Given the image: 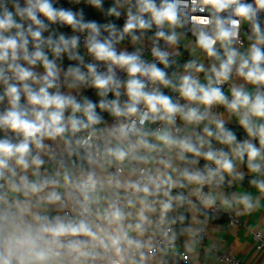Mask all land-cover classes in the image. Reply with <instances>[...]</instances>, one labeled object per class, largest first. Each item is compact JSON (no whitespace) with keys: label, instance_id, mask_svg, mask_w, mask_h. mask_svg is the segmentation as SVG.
<instances>
[{"label":"built area","instance_id":"built-area-1","mask_svg":"<svg viewBox=\"0 0 264 264\" xmlns=\"http://www.w3.org/2000/svg\"><path fill=\"white\" fill-rule=\"evenodd\" d=\"M157 10L164 8L168 3L175 5V23L188 34L192 40L205 51L198 43L201 34L211 38L216 37L217 22H221L223 27L235 33L229 41L217 40L215 50H224L226 44L229 51H235V63L231 66L229 78L218 80L212 72V68H219L218 65L210 66V71L214 86L220 88L228 101L233 97V89H240L239 67L244 60L251 61L248 53V39L245 35H252L255 22L264 25V3L262 0H233L229 6L217 11L213 4L206 0H154ZM32 2V3H31ZM53 7L57 0H48ZM39 0H0V19H4L11 14L16 24L20 28L12 27L7 30H0V39L15 38L21 42L29 37L33 31V22L24 11L31 7L36 13L37 19L42 23L47 16L38 10ZM240 6H250L249 17L238 15L236 9ZM143 3L135 6L129 1L127 10L123 13L120 23L109 16L106 23V33L95 39L91 36L88 27L75 28L77 14L70 12L75 19V23L69 24L61 18L63 29L59 33V44L64 47L63 60L68 64V69L62 75V82L67 85L71 79H78L75 69L89 68L94 66L93 77L103 75L111 76L112 82L106 88H99L110 98L106 106V116L109 122L108 130L97 132L93 129L79 136L76 141L65 139L61 142L50 138L47 135L40 136L41 147H37L34 140L28 139L29 152L26 158L28 167L18 164L17 156L7 158V167L0 169V260L10 259L11 264H137L141 255H158L161 252L169 251L172 255L168 264H193L187 254L176 253L178 241L175 237L174 224L179 229H183V216L175 209V196L182 190V185L178 183L175 176H169L163 171L170 163L168 147L159 142L149 143L142 140L138 144L133 143V139L138 137L141 131H151L158 136L179 137L177 144V167H185L191 152L184 150L181 142L188 140L192 143L194 138V128L188 129L192 122L183 118V112L191 108H196L202 104L190 101L182 96L180 85L184 76H191L194 80L203 85L204 74L197 71L202 66L193 60L192 62L166 73L167 85L159 80H153L150 76L137 73L135 77L129 74L127 66L113 62L110 59H99L90 51L91 45L95 41L109 43L117 56L121 54L135 55L139 57V62L145 66L155 65L158 69L162 65H171L184 58L183 48L174 41H169L167 37L173 36L168 32L166 21L162 24L155 23L150 35H146L143 28H140L139 21H145L149 16H153L152 11H141ZM137 25V31L142 37L140 43H133V40L124 38L123 28L129 20ZM154 17V16H153ZM207 21V22H206ZM233 21L236 23L233 24ZM261 29V28H260ZM259 29V33L262 30ZM39 31L46 33L45 28ZM22 33V35H18ZM159 33H163L161 36ZM68 41L65 44L61 41ZM75 39L76 44L71 41ZM132 39V38H131ZM262 50V49H261ZM154 52L166 54V61H161ZM206 52V51H205ZM10 55V54H9ZM35 60V63L30 61ZM54 66L57 64L55 58L47 59ZM44 59H37L35 55L24 50L23 63L10 65V58L0 62V116L6 115L13 110L11 97L7 94V88L15 85L19 89L21 101L18 103L19 111L26 113V118L35 120V112L42 110L41 106L33 105L28 99V92H39L40 87L33 85L35 70L32 67ZM27 69L33 73V77L26 81L17 78L15 67ZM247 71V69H245ZM139 79L143 84V91L148 94H162L169 97L171 101L178 105L182 112L174 115L173 119L161 118L167 114L152 113L147 104L140 100L136 103L137 111L127 113V107L132 103L128 91V81ZM83 82H87L84 78ZM24 84L29 85L28 89ZM256 94L264 95V83H252ZM73 103L65 106V109H72L77 104L75 97H67ZM116 102L123 115H116L113 111V103ZM215 116L219 119L221 112H230L227 104L214 103ZM245 113H249L247 108H241ZM147 116V119H143ZM45 119H48L47 114ZM264 119V118H263ZM22 134V139L26 140L24 133L14 130L9 125L0 123V137L10 139L15 134ZM258 129L248 131L244 139L240 141L264 147L261 143ZM119 144H123L119 146ZM77 150H80L85 157L82 168H74L71 161ZM127 153L123 160L116 156V152ZM213 152L217 158L229 159L230 155L223 142H217L209 137V145L205 151L200 175L204 179L198 182V188L194 191L185 192L182 200L185 203L196 202L212 215L223 213L221 202L215 197L213 191L225 182L223 168L206 157L207 152ZM154 155V157L152 156ZM152 157L154 161L151 162ZM33 158H38L41 163L34 164ZM101 169L104 176L101 178L96 171ZM37 176L43 184L50 185L56 183L62 186L66 193L62 195L57 190L47 192L42 196L34 187L33 178ZM147 187L148 191L143 189ZM18 190L26 197L34 208H37L41 201L45 200L53 205V211L47 219H34L26 215L22 210L14 205V199L10 193ZM104 191L110 196L114 214L119 212L121 218L116 222V232L110 235L103 231V227L109 222V218L96 211L94 203L98 191ZM53 194L57 198H52ZM148 197V212L153 218L157 231L148 227L151 233L150 238H143L138 235H130L126 216L135 213L136 202L139 197ZM244 197H239L244 201ZM170 207L165 209L164 205ZM229 224L239 226L241 221L234 212H226ZM205 221H210L205 218ZM65 227H79L85 225L88 233H72L68 231L60 235H53L45 231L47 228L58 225ZM34 240V244L21 243L27 236ZM207 229L202 226L196 235L197 240L205 243ZM256 250L264 253V229L258 228L253 231ZM210 249L217 254L220 264H245L239 257L229 252H221L212 245ZM41 254V255H38ZM202 264H207L205 261Z\"/></svg>","mask_w":264,"mask_h":264},{"label":"crops","instance_id":"crops-1","mask_svg":"<svg viewBox=\"0 0 264 264\" xmlns=\"http://www.w3.org/2000/svg\"><path fill=\"white\" fill-rule=\"evenodd\" d=\"M25 1L30 3V0ZM150 2L153 3L157 9L155 1L150 0ZM128 6L129 0H112L109 3V16L115 17L120 21ZM51 20L52 19L47 17L48 22H51ZM175 25L177 26L176 23H170L169 21H166V27L170 33L172 32V27ZM256 26H258L259 29L261 28L260 30H262V32H257L255 30ZM255 27L252 30V35H245V38L248 39V53L250 58L253 47L259 48L260 50L264 49V25L256 21ZM60 31L61 30L55 31V38L58 44L57 47L62 49L59 53H53L49 34L43 33L42 31H39V38L32 39L29 53L34 55L36 51H41L43 56L40 59L55 58L57 60V64L54 66L56 75L55 77L49 78L53 81V86L47 88L48 93L50 95H59L64 98L75 97L78 102L82 99L84 94L90 95L89 91H91L90 93H93V90L96 89L99 91L100 89L96 87L94 83L95 78L88 68H83L80 71L84 78L87 79L86 83L77 79H71L67 85L62 82V75L69 66L63 60L64 47L59 44L58 39ZM141 37L142 35H140L139 32H135L131 37L132 39L126 37V35L124 36L126 40H133V43H135V41L140 42ZM177 42L181 48L190 54L189 50L185 49L180 41ZM17 43L18 47L15 51V59H13L11 53L9 55L11 66L16 63H23L24 61L25 49L20 46V42ZM191 45L196 46L201 51V55L198 56L197 59L193 58L191 54L190 56L203 68V85L206 87H215L207 54L193 40ZM223 47L224 49H228V46ZM226 59L221 60L219 65L226 61ZM32 67L36 72L33 79V85L40 88L47 87V81L44 80V77L47 76L45 63L39 62ZM240 84L242 91L246 92L252 97L257 95L251 82L248 81L244 76L241 77ZM20 101L21 97L19 98L18 103ZM195 109H197L200 114L205 116V119H203L202 123L200 124V154H195L185 167H177V144L179 141L178 136H169V138L174 141V143H168L164 140H161V136H158L151 131H141L138 137L133 139L134 144H138L142 140H146L149 143L159 142L165 144L168 147L170 163L163 171L169 176H175L178 183L182 185V189L184 188L185 192L194 191L198 188V182L189 181L185 176V171L190 174H200L202 158L208 148L210 137L207 132H205V128L212 132L215 127L218 128L217 125L221 122L223 126L244 127L245 125L241 122L243 119H249V127H251L252 130L258 129L260 125H264V119L262 117L252 116L250 113H245L242 109L239 111L221 112L219 119H217L215 116L214 104L210 106L202 104ZM53 110H55L54 106L48 111ZM74 110L75 107L69 110L65 108L63 109L62 124L65 127V132L55 137H49V139L54 138L58 142H61L65 139H71L69 129L71 127V121L75 116ZM200 122L201 121L192 122L188 129L194 128V125L199 124ZM249 127H246V133L249 131ZM102 129H109L108 121L105 123ZM218 131L222 136L225 134L222 128H218ZM224 138L225 136L222 137V142L225 144L230 155L229 160H231L233 164V169L231 172L225 171L223 169L225 182L213 191L215 197L221 202L223 209V213L216 216L220 217L226 215V212L231 211L238 215L241 223L239 226L235 227L231 226L227 219H225V222H207L205 221V218L202 219L201 212L203 211V208L200 205H198L196 202H184L185 214L188 217V224L184 228V231L180 237H178L175 232V237L178 241L176 253L187 254L193 264H202L203 261H205L207 264H220L217 254L213 253L210 249V246L215 245L219 251L232 253L233 255L239 257L245 264H264V253L256 250L253 236L254 230L258 228L264 229V189L260 187V184H264V147L254 145L259 150L260 154L255 160H250L246 151L243 153V155L240 154V149L243 146L240 143V140L235 138L233 142L227 143L224 142ZM23 142H25V140L21 138L17 143L19 145ZM122 145L123 144H119V146ZM152 156L154 157L153 154ZM153 157L151 162L154 161ZM250 164L258 165V170H254L252 167H250ZM96 174L101 178L104 176L101 169H98ZM33 184L42 196L54 189L59 191L62 195H65L66 193L65 189L59 184H43L39 181L37 176L33 178ZM10 196L14 199V205L16 207L34 219H47L53 211V205L48 204L45 200L41 201L37 208H34L31 204V201H29L21 194L20 191L16 189L11 191ZM239 197L247 198L248 204H251V207H248L244 201H240ZM94 206L96 211L109 218V222L103 227V231L109 233L110 235H114L116 232V222L121 218V216H119V218L115 216L113 212V205L110 201V196L102 190L98 191ZM136 207L135 213H129L126 216L128 232L130 235H138L143 238H150L151 233L148 227H152V230L154 231H157V229L155 223L153 222V218L147 209L148 197H139L136 202ZM202 226H205L207 229V236L205 238L204 244H201L196 238V235ZM171 255L172 254L169 251L161 252L158 255H141L137 264H168Z\"/></svg>","mask_w":264,"mask_h":264},{"label":"clouds","instance_id":"clouds-1","mask_svg":"<svg viewBox=\"0 0 264 264\" xmlns=\"http://www.w3.org/2000/svg\"><path fill=\"white\" fill-rule=\"evenodd\" d=\"M99 0H97V3ZM143 3V8L141 11H152L155 22L159 25L164 23V21H169L170 23H175L176 13H175V5L172 3H168L164 8L157 10L153 3L150 0H141ZM206 2L211 3L217 9V11L223 10L229 6L233 0H206ZM264 3V0H262ZM39 12L43 13L49 19H55L57 15H59L62 19H64L67 23L72 24L75 23L74 16L71 13H67L64 11H60L59 13L55 10L48 0H39L38 4ZM27 16L35 23L40 24L41 22L37 19L36 13L32 10L31 7L24 10ZM238 15L249 17L251 14L250 6H240L236 9ZM135 17H132L125 27V31H129L135 27L136 24L132 22ZM207 22V21H206ZM236 22L233 21V24ZM140 28L148 27L143 20L139 21ZM12 27L20 28V25L16 24L13 20L11 14H8L6 18L0 19V30H7ZM93 29V31L98 32V27L96 24L86 25ZM217 34L215 38H211L207 35L201 34L198 43L199 45L207 52L208 56H215V44L217 40L221 41H229L235 33L227 30L223 27L221 22H217ZM255 30L258 32V26L255 27ZM34 38L40 37V32L35 31L31 33ZM18 35H22V33H18ZM159 35L163 36V33H159ZM169 41H174V36L167 37ZM61 41L65 44H68V41H64V38L61 37ZM73 45L76 44L75 39L71 41ZM27 40H23L22 45L26 46ZM18 47L17 39L15 38H5L0 39V62L7 61L9 58V54H12L13 59H15V51ZM62 49L60 47H56L55 51L59 53ZM90 51H92L97 58L99 59H110L115 63L127 66V71L130 75L135 77L137 73H140L145 76H150L153 80H159L163 84L167 85L169 81L166 79V73L160 69H158L155 65L145 66L143 63L139 62V57L135 55L121 54L119 56L116 55L114 49L111 47L109 43H101L99 41H95L92 43ZM155 55L159 56L161 61L167 63L166 54L160 52H154ZM35 57L37 59L43 56L41 51L35 52ZM237 53L233 50L228 52L226 61L222 62L217 69L216 67L212 68V72L215 74L218 80H227L229 78L230 72L232 70V65L235 63V57ZM31 63H35V60L30 61ZM45 67L47 69V76L44 77V80L47 81V87L40 88L39 92L29 91L28 99L31 104L41 106L42 110L35 112V120H29L26 118V113L17 110L18 109V101H19V89L15 85H10L7 88V94L12 98L13 110L9 111L6 115L0 116V123L9 125L14 130H20L24 133L26 140L19 145H12L7 141H0V169L7 167V158H11L13 156H17V163L23 165L25 168L28 167V162L25 159V155L29 152V144L28 139L34 140L37 147H41L40 136L47 135L49 137H55L57 135H61L65 132V127L62 124L63 119V109L69 103H73L70 99H66L59 95H50L47 91L48 87L53 86V81L49 78L55 77L56 72L54 71V65L47 61L44 58ZM90 70L95 72L94 66H89ZM247 69V71H245ZM203 68H198L197 71H202ZM77 73L78 79L83 80V74L79 73V69L74 70ZM15 72L17 78L21 81H26L29 78L33 77V73L27 69L21 68L18 65L15 67ZM239 74L244 76L248 81L252 83H264V52H262L259 48L253 47L251 52V61L244 60L239 67ZM0 75H2V71H0ZM112 77H105L103 75H96L94 83L98 88H106L110 82H112ZM24 88L28 89L29 85L24 84ZM144 84L139 79H130L128 81V91L131 97L132 103L127 107V113H135L136 103L140 100H143L149 110L152 113H165L166 117L162 116L161 118L173 119L174 115L178 112H182V109L174 104L169 97H166L162 94H148L143 91ZM180 92L183 97L190 101H196L204 105H212L214 103H224L227 104L228 108L232 111H239L242 107L247 108L249 113L252 116L262 117L264 118V95L257 94L255 97L250 96L246 92L240 89H233V99L228 101L220 88L217 87H206L201 85L198 81L194 80L191 76H184L182 78V84L180 85ZM113 103V111L116 115H123L124 112L118 106V104L114 101ZM54 106L55 110L48 111L50 108ZM75 108L79 110L80 105L76 104ZM94 105L89 104L87 109L85 110L88 121L96 122L98 117L95 115ZM47 114L48 119H45ZM183 118L189 122H199L205 119L203 114H200L197 109L191 108L186 112H183ZM143 119H147L145 116ZM246 127H249L250 121L249 119H243L241 121ZM218 128H223V124L218 123ZM71 127L73 131H78L80 127H87V124H84L82 121L77 120L75 118L71 121ZM249 131L252 132V128L249 127ZM205 132L209 136L213 135V133L205 128ZM258 134L261 137H264V125H260L258 128ZM161 140H164L168 143H174L168 136H161ZM235 140V137L230 133L225 134L224 142L231 143ZM261 143L264 144V139L261 140ZM181 146L184 150L188 152L195 153L197 155L200 154L199 149L190 141L185 140L181 142ZM247 152L250 160H255L259 156V150L251 143L245 142V144L240 149V154L243 155L244 152ZM127 153L124 151L116 152V156L118 159L123 160L126 157ZM206 157L210 160H214L217 165L222 167L225 171L231 172L233 169V164L231 160L222 158L224 154H221V158H217L216 154L209 151L206 154ZM34 164H40L41 161L38 158H33L32 161ZM254 170H258V165L250 164ZM185 176L189 181L200 182L204 179L200 174H190L185 171ZM260 187L264 189V184H260ZM143 191L147 192L148 189L145 187ZM52 198H57L53 194ZM244 203L247 204L248 207H251V204H248L247 198L244 199ZM169 204H165L164 208H169ZM115 216L119 218L120 213H115ZM45 231L52 233L53 235H60L71 231L72 233H88V229L85 225L81 224L79 227H65L64 225H58L56 227H51L45 229ZM90 234V233H88ZM21 243H29L34 244V240L29 236L25 238L24 241H19ZM41 255V254H38ZM0 264H11L10 259L0 260Z\"/></svg>","mask_w":264,"mask_h":264},{"label":"trees","instance_id":"trees-1","mask_svg":"<svg viewBox=\"0 0 264 264\" xmlns=\"http://www.w3.org/2000/svg\"><path fill=\"white\" fill-rule=\"evenodd\" d=\"M111 1L112 0H99V2L97 3V0H90V1H87V0H57V3L53 6V8L57 10L58 13L60 11H64L67 13L75 12L77 14L75 28L79 29V28H84L86 27V25H89V24H93V23L96 24L98 27V32L93 31V29L89 27L88 28L90 29L91 36L97 39L100 36L105 35L106 33L105 23L109 17V3ZM129 1L135 6L142 3L141 0H129ZM113 18L116 20L117 23H120V21L117 18L115 17ZM144 22L147 25H149L148 27L143 28L145 31V34L150 35L156 23L155 19L153 16H149ZM41 28H45L46 33L49 34V38L51 40V45H52L51 46L52 51L54 54H56L55 48L57 47L58 44L55 38V31L63 29V23L61 22V17L57 15L55 19L51 20V22H48L46 18V20L40 24L35 23L33 26L32 32L39 31ZM136 31H137L136 27L129 31H125V28H123V32L128 38H131ZM33 38L34 37L31 34L29 37L25 39L27 40V45L22 46V48L27 50V52H29ZM22 43L23 41L20 42L21 45ZM261 51L264 52V49H262ZM228 52H230L229 49L216 50L215 56H208L207 52L205 53L208 56V61H209L210 66H214V65H218L221 60L226 59ZM183 56L184 58L180 61V63L177 62L171 65H162L160 67V70L164 71L165 73H168L172 70H176L193 61L190 54L186 50H183ZM99 91H100V96L93 102L84 103V104L81 103V100L77 102V104L80 105V108L79 110L75 108L74 118L82 121L84 124H87V127H80L78 131H73L72 127H70L69 134L71 136V140L76 141L80 135L86 133L88 130H91V129L97 132H100L103 126L105 125V123L107 122V116H106L105 110H106V106H107V103L110 97L105 92L101 90ZM89 104L94 105L93 111L95 115L98 117V120L96 122H91V121H88L87 119L85 110L87 109ZM202 121L199 124L194 125L195 133H194V138H193L192 143L198 149H199V144H200V124L202 123ZM222 129L225 134L230 132L232 135L235 136L237 140H240V141L245 138L246 131H247L246 126L244 127L223 126ZM212 133L213 135H211V137L214 141L222 142V137L225 136V134L223 136L220 135L218 128L216 127L213 129ZM21 137H22V134L17 133L14 136H12L10 139L0 137V141H7L11 143L12 145H18L17 142L21 139ZM194 155L195 153L191 152V156L189 157L188 162H190V160L192 159V157H194ZM27 157L28 155L26 154L25 159ZM84 162H85L84 154L80 150H77L71 161V166L74 168H82L84 166ZM184 193H185V190L183 188L180 192L176 194L175 200H174L175 209L177 210V212H179L183 216V229H179L176 226V224H174L176 235L178 237H180V235L184 231V228L188 224V217L185 214V204H184V201L182 200V195ZM202 210H203L201 212L202 219L208 218L212 222H225V219L228 220L227 215L218 217L216 215H212L211 213L205 211L204 209Z\"/></svg>","mask_w":264,"mask_h":264},{"label":"rangeland","instance_id":"rangeland-1","mask_svg":"<svg viewBox=\"0 0 264 264\" xmlns=\"http://www.w3.org/2000/svg\"><path fill=\"white\" fill-rule=\"evenodd\" d=\"M90 1V0H87ZM172 32L171 34L175 37L176 41H180L183 45V47L185 49H188L190 54L193 56V58L197 59L198 56L201 55V51L196 47L191 45L192 42V38L186 34L183 29L180 26H174L172 27ZM218 29L216 30V34H217ZM169 32V31H168ZM140 43L139 41H135V44ZM228 45L226 44L225 47H227ZM91 91H89L90 95L84 94L82 99H81V103H91L94 100H96L99 96H100V91L98 90H93V93H90ZM104 127V126H103ZM110 127V125H109Z\"/></svg>","mask_w":264,"mask_h":264}]
</instances>
